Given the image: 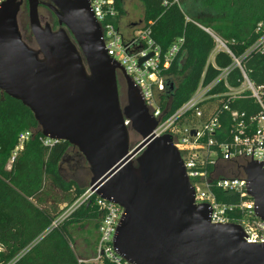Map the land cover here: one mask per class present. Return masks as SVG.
I'll use <instances>...</instances> for the list:
<instances>
[{"label":"water","instance_id":"1","mask_svg":"<svg viewBox=\"0 0 264 264\" xmlns=\"http://www.w3.org/2000/svg\"><path fill=\"white\" fill-rule=\"evenodd\" d=\"M25 3L35 46L20 29ZM41 4L58 29L43 22ZM106 49L89 0L0 3V90L30 108L43 136L77 147L92 172L91 190L124 208L114 237L119 254L135 264H264V242L246 241L240 224L211 222V206L196 204L172 135H155L157 119ZM131 130L141 136L134 146ZM263 163L253 160L252 147L245 185L262 220Z\"/></svg>","mask_w":264,"mask_h":264},{"label":"trees","instance_id":"2","mask_svg":"<svg viewBox=\"0 0 264 264\" xmlns=\"http://www.w3.org/2000/svg\"><path fill=\"white\" fill-rule=\"evenodd\" d=\"M140 1L145 8L143 22L153 21V37L164 51L177 38L185 40L166 71L167 86L161 95V105L163 108L169 105V113L188 100L203 75L205 81H210L217 75L218 68L232 62L231 56L221 51L215 56L216 67L208 63L216 42L202 26L211 28L227 41L236 55H241L257 38L255 25L264 21V0ZM117 8L120 18L124 14L121 0H117ZM244 61L250 78L255 84L264 85V53L253 51ZM238 78L240 73L234 70L229 81L238 85ZM234 107L248 113L258 110L249 92L237 100ZM26 129L33 133L10 162L18 135ZM42 137L30 108L0 90V262L95 264L79 261L72 233L73 226L86 223H94L97 231L99 214L94 198L60 218L57 212L59 202L71 205L87 189L65 178L61 172V164L72 145L64 140L46 145ZM230 165L235 166L237 176L243 173L246 164ZM214 191L221 201L237 199L236 193L218 188ZM51 198L57 201L56 205L49 204ZM240 213L237 211L236 215ZM93 237L96 244L98 233Z\"/></svg>","mask_w":264,"mask_h":264},{"label":"built area","instance_id":"3","mask_svg":"<svg viewBox=\"0 0 264 264\" xmlns=\"http://www.w3.org/2000/svg\"><path fill=\"white\" fill-rule=\"evenodd\" d=\"M3 1L0 0V3ZM89 2L101 26L108 55L124 67L139 89L149 112L158 121L153 132L157 137L172 135V142L181 153L186 175L195 189L196 204L207 203L211 206V222L240 224L247 234H244L246 241L257 244L264 242V220L255 213V201L247 191L244 169L237 176L219 171L221 164L241 162L247 165L252 161V147L253 160L264 159V85H257L250 78L244 61L253 51L264 53V21L255 25L254 33L257 38L241 55H236L227 41L211 28L202 26L216 42L208 63L216 67L215 56L221 51L229 54L232 62L218 68L217 75L210 81H205L203 75L188 100L169 113V105L166 108L161 105V95L166 89V71L181 50L184 37L177 38L164 51L153 37L152 20L125 36L119 28L117 0ZM150 54L152 55L149 56ZM146 57L148 58L140 63ZM234 70L240 73L238 85L229 81ZM246 92L258 104V110L254 113L234 107V103ZM225 123L228 124L226 128ZM32 133L30 129L19 133L10 162L23 150ZM41 139L46 145L57 142L45 136ZM262 166L264 167V163ZM215 188L236 193L237 199L231 202L221 201L214 191ZM90 198H94L99 214L98 239L92 263L135 264L119 254L114 245L117 227L124 212L121 205L103 198L89 187L75 202L65 205L62 216ZM237 211L241 213L236 215Z\"/></svg>","mask_w":264,"mask_h":264},{"label":"rangeland","instance_id":"4","mask_svg":"<svg viewBox=\"0 0 264 264\" xmlns=\"http://www.w3.org/2000/svg\"><path fill=\"white\" fill-rule=\"evenodd\" d=\"M122 7L124 8V14L120 17L119 28L123 35L129 36L135 30V25L139 26L144 25L143 16H144V5L140 0H121ZM39 13L41 19L44 23L46 21L49 24H52L53 20L56 19L55 15L44 5L39 7ZM142 19V20H141ZM142 21V23H140ZM136 23V24H135ZM19 24L22 35L25 41L31 46H35V41L30 29L29 17H28V8L27 5H24L21 9L19 15ZM58 29V28H55ZM121 78V90H122V106L127 103V94L126 86ZM141 140V136L131 130L130 131V145L134 146ZM219 171L227 175H235V166L230 164H221L219 166ZM61 172L63 176L67 179L75 180L81 187L89 188L92 178V172L88 162L85 160L84 156L80 153L77 147L71 146L66 157L64 158L61 164ZM58 192V191H57ZM58 194V193H57ZM57 199V197H56ZM57 201H54L52 198L49 201V204L56 205ZM66 202H59V209L57 210L58 217L60 218L65 210ZM57 217V218H58ZM94 223H86L84 225H75L72 227V233L75 238L73 243V248L82 261L92 262L95 256V240L93 235L97 232Z\"/></svg>","mask_w":264,"mask_h":264},{"label":"flooded vegetation","instance_id":"5","mask_svg":"<svg viewBox=\"0 0 264 264\" xmlns=\"http://www.w3.org/2000/svg\"><path fill=\"white\" fill-rule=\"evenodd\" d=\"M43 2L44 1H46V0H42ZM41 5H43V4H41ZM40 5V6H41ZM45 6V5H44ZM46 7V6H45ZM48 8V7H47ZM49 9V8H48ZM50 10V9H49ZM51 11V10H50ZM52 12V11H51ZM53 13V12H52ZM54 14V13H53ZM55 15V14H54ZM55 17H56V15H55ZM51 25V27L53 28V29H55V28H59V23H58V20H57V17H56V19H54L53 20V22H52V24H50ZM120 77H122V76H120ZM119 77V96H120V101H121V99H122V95H121V93H122V90H121V78ZM123 79V78H122Z\"/></svg>","mask_w":264,"mask_h":264},{"label":"crops","instance_id":"6","mask_svg":"<svg viewBox=\"0 0 264 264\" xmlns=\"http://www.w3.org/2000/svg\"><path fill=\"white\" fill-rule=\"evenodd\" d=\"M142 20V19H141ZM119 21H120V18H119ZM143 21V20H142ZM142 21H140V23H142ZM136 24V23H135ZM140 27L138 24L135 25V29Z\"/></svg>","mask_w":264,"mask_h":264}]
</instances>
